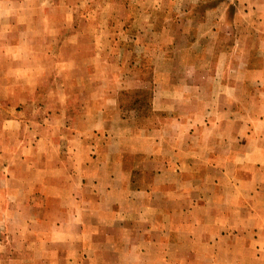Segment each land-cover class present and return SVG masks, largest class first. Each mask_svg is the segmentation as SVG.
<instances>
[{
    "label": "crops",
    "instance_id": "obj_1",
    "mask_svg": "<svg viewBox=\"0 0 264 264\" xmlns=\"http://www.w3.org/2000/svg\"><path fill=\"white\" fill-rule=\"evenodd\" d=\"M244 1V15L250 9L260 12L253 33L260 38L257 64L246 55L253 46L242 44L248 50L240 58L232 54L235 39L231 48H220L223 32L218 28V12L198 16L196 11L186 14L179 9L164 18L171 25L162 29L171 32L165 34L169 43L153 47L163 54L149 66L166 73L172 70L173 76L153 77L154 73L128 85L137 89L147 85L145 91L151 93L146 106L140 105L146 96L138 93L135 104L125 109L119 93L126 86L110 88L99 76L93 81L96 86L89 88L86 70L78 77H62L59 84L61 89L68 81L81 85L74 96L63 89L66 99L83 109L79 123L66 127L73 141L65 147L36 133L32 140L23 134L21 140L10 143L7 133L14 128L3 125L0 162L5 172L1 171L0 179L4 197L12 198L5 201V207L36 209L25 200L29 191L46 198L47 212L68 213L63 197L88 203L90 212L85 213L91 216L82 226L101 228L100 235L108 242L98 240L89 254L83 249L87 241L82 236L77 254L83 261L264 264V0ZM151 19L154 32L158 21ZM208 21L214 22L209 28L205 27ZM7 32L0 29L3 35ZM242 32L248 40L252 36ZM237 33L225 30L226 36ZM10 49L9 45L0 47V75L7 78L0 81L1 98L9 101L13 92L24 109L33 101L36 113L40 111L36 93L45 83L42 66H28L21 56V66L9 62ZM219 63L223 69L242 68L243 78L217 79ZM82 65L87 69L88 64ZM60 66L66 69L67 63ZM15 67L39 69L33 80L19 74L14 81L10 76ZM253 68L258 70L256 80L246 76ZM254 99L259 108L248 102ZM47 109L45 122L55 127L53 132H60L68 114L66 103ZM18 120L17 129L25 128L23 116ZM68 221L65 218L63 224L69 225ZM37 223L42 226L44 222ZM57 255L55 251L37 254L35 263L56 264Z\"/></svg>",
    "mask_w": 264,
    "mask_h": 264
},
{
    "label": "rangeland",
    "instance_id": "obj_2",
    "mask_svg": "<svg viewBox=\"0 0 264 264\" xmlns=\"http://www.w3.org/2000/svg\"><path fill=\"white\" fill-rule=\"evenodd\" d=\"M245 2L244 0H195L194 2L193 0H0V29L9 31L5 33L6 35L0 33V47L10 46L8 55L11 63H18L21 66L19 57L21 56L25 60L23 63L28 66L36 63L38 66L41 65L43 80L45 78V83L36 93V109L40 110L36 113L33 101L29 102L24 109L21 103H17L16 94H12L13 92L9 94L11 98L9 101L1 98L0 94V128L3 125H8L10 129L14 128L7 133L6 140L14 143L18 139L21 140L23 134L27 136V139L32 140L36 133V135L41 134L43 138L45 136L51 138L62 147H65L67 142L73 141L66 127L79 123L83 109L75 105L74 101L66 99L63 89H69L68 95L74 96L79 92L81 85H77L78 81L72 83L67 80L68 86H63L61 89L59 84L62 82V77H78L86 70L87 73L84 74L91 78L89 88L96 86V84L93 85V81L99 76L106 83L108 82L107 85L110 88L118 85L126 86L120 89L121 93H119L121 105L125 109L128 110L130 109L128 106L135 104L133 99L138 93L146 96L140 102L142 107L146 106L147 94L149 96L151 93L149 90L145 91L147 85H142L138 89L128 85L134 80L151 77L154 73L153 77L173 76L172 70L166 73L165 70L151 69L149 66L153 60L159 61L161 60L159 58H162H156L163 53L154 51L155 45L169 43V41L165 43V34L171 32L162 31V29L163 27L171 28V25H168V19L166 24L164 18L169 14L179 13V9L186 14L196 11L198 16H204L207 11L218 12V28L220 32H223L220 48L223 51L226 46L231 48L235 39L232 54L234 58L236 56L240 58L241 54L248 50L241 48L242 44L244 47L253 46L246 55H249L251 61L257 64L260 59L257 47L260 38L253 33L257 32L260 12L250 9L248 15H244ZM151 18H156L158 21L154 32L151 30ZM213 23L208 21V26L205 27L209 28ZM240 27L241 30H239ZM225 30L238 33L236 36H226ZM241 31H248L252 36H249L248 40L246 36L242 37ZM19 33H21L20 36H18ZM236 41L239 45H235ZM159 48L161 46H158ZM230 51L226 54L227 60L230 57ZM6 53L7 51L3 54ZM219 55L217 54L218 59ZM234 58L233 61H235ZM224 59L225 57H221V60ZM64 63H67L66 69L60 66ZM52 64H55V67H52ZM82 64H88L87 69ZM220 66L221 63L215 70L217 79L219 77L222 79L243 78L242 68L223 69ZM38 69L24 70L15 67L14 72L12 71L14 75H11L10 79L14 78L16 81L19 74L21 76L26 74V77L30 76V80H33ZM246 76L256 80L258 70L248 69ZM1 80L6 81L7 78L0 75ZM214 87L218 88V85ZM13 88L16 91V86ZM252 89L257 88L253 86ZM248 102H252L253 107L260 106L256 99ZM65 103L68 114L65 116L61 131L55 133L53 132L55 127L45 122L46 119L49 120L47 115L50 110L47 108L49 106L60 108ZM19 116H23V119L27 121L23 129H17L21 125ZM43 126L45 128L42 130ZM2 170L4 173L5 169L0 162V174ZM2 187L3 179H0V264H44L43 261L35 263V256L46 255L50 251L58 254L59 261L56 264H100L95 263V259L83 261L79 255L81 251L78 250L81 247L79 242L82 236L87 241L83 249L89 254H92L95 246L97 247L95 243L98 240L108 242L107 237L100 235L101 228L82 226V222L88 220L87 216H91L85 213L90 212L88 203L85 204L82 200L77 202L75 200L77 198L73 196L63 197L62 205L70 210L68 213L47 212L44 210L46 198L29 191L25 195V200L33 208L36 205V209L28 208L27 211H21L17 209L18 206L12 207L13 209L5 207V201L12 198L4 197ZM13 199L17 201L16 196ZM83 204L84 213H81ZM82 214H84L83 217ZM65 218L69 219L66 222L69 225L63 224ZM37 220L44 222L42 226H39ZM71 254L75 256V261L72 259L74 257H70ZM103 256L107 258L106 255ZM110 261L111 264H115L112 260ZM119 263L123 264L122 261ZM155 264H161V262Z\"/></svg>",
    "mask_w": 264,
    "mask_h": 264
}]
</instances>
